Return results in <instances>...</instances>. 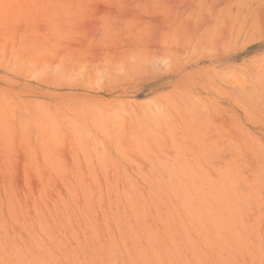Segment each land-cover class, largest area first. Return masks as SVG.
I'll return each instance as SVG.
<instances>
[{
	"label": "rangeland",
	"instance_id": "obj_1",
	"mask_svg": "<svg viewBox=\"0 0 264 264\" xmlns=\"http://www.w3.org/2000/svg\"><path fill=\"white\" fill-rule=\"evenodd\" d=\"M0 264H264V0H0Z\"/></svg>",
	"mask_w": 264,
	"mask_h": 264
}]
</instances>
